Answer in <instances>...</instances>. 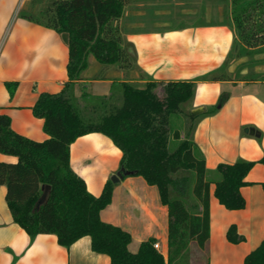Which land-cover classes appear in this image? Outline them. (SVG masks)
Listing matches in <instances>:
<instances>
[{
    "label": "trees",
    "instance_id": "trees-1",
    "mask_svg": "<svg viewBox=\"0 0 264 264\" xmlns=\"http://www.w3.org/2000/svg\"><path fill=\"white\" fill-rule=\"evenodd\" d=\"M226 1L230 8L223 21L206 24L235 30L234 45L219 71L188 81H149L143 86L125 82L119 96L83 93L81 98L93 104V117L84 114L75 95L76 84L82 79L90 54L104 65L132 67L133 46H123L116 24L129 0H52L39 17L22 12L31 22L69 35L68 81L58 93H41L32 107L33 115L44 120L43 130L49 138L38 142L24 137L11 128L8 116L0 115V152L17 158L16 163L0 162V185L6 186V202L14 222L31 238L53 234L60 246L69 249L81 238L90 237L91 250L107 255L111 264H185L195 246L206 253L205 264H209L211 182L192 135L196 120L217 112L227 96L222 95L200 116L188 114L193 123L190 139H182L179 130L172 131L171 118L182 114L183 106L192 102L198 81L226 80L220 72L230 61L264 50V0ZM243 80H264V75L256 79L248 74ZM16 85L7 83L11 94ZM158 86H163V99L155 93ZM117 98L120 105L113 103ZM92 133L108 137L122 152L119 171L124 166L130 172L128 176H140L157 187L169 215L167 258L155 249V238L131 252L130 233L101 219V212L112 202L115 184L109 179L101 195L94 196L70 165L71 145ZM173 141L180 143L171 150ZM259 163L264 165V156ZM255 164L239 160L216 168L214 195L226 209L245 208L240 188L248 185L245 178ZM182 173L187 175H179ZM226 235L231 243L244 241L235 226ZM244 264H264V240L246 256Z\"/></svg>",
    "mask_w": 264,
    "mask_h": 264
},
{
    "label": "crops",
    "instance_id": "crops-1",
    "mask_svg": "<svg viewBox=\"0 0 264 264\" xmlns=\"http://www.w3.org/2000/svg\"><path fill=\"white\" fill-rule=\"evenodd\" d=\"M131 1L122 17L130 12L138 28L123 33L125 46H133V67L104 65L90 54L82 79L76 84L77 98L83 93L92 97L119 96L125 82L143 86L149 81L195 80L223 66L234 45V28L202 23L163 29L158 28L156 21L154 28L147 29L143 22L146 7L152 3L135 0L134 11H129ZM26 2L0 0V115L10 118L16 133L42 142L49 137L43 130L44 120L33 115L32 107L41 93H58L68 81L69 48L62 34L22 16ZM258 54L230 61L220 72L226 80L198 81L192 102L184 105L189 119V113L200 116L215 106L222 95L227 96L217 112L196 120L192 135L211 182L209 264H244L246 256L264 240V165L259 163L264 156V80H243L251 73L250 68L261 62ZM262 75L253 76L260 79ZM7 83L17 84L12 94ZM160 88L163 92V86ZM251 128L253 135L245 132ZM122 156L112 141L100 133L82 136L70 147L71 168L94 196H100L106 182L119 171ZM239 160L256 164L245 178L248 185L240 188L245 208L228 210L214 195L216 168ZM0 162L16 163L17 158L0 152ZM6 192V186L0 185V264H111L107 255L91 250L90 237L81 238L69 249L60 246L53 234L31 238L14 222ZM101 219L130 233L131 252H137L142 242L155 238L159 251L167 258L168 208L162 205L157 187L148 185L144 178L126 176L115 183L112 202L101 212ZM231 226L236 227L244 241H228L226 234Z\"/></svg>",
    "mask_w": 264,
    "mask_h": 264
},
{
    "label": "rangeland",
    "instance_id": "rangeland-1",
    "mask_svg": "<svg viewBox=\"0 0 264 264\" xmlns=\"http://www.w3.org/2000/svg\"><path fill=\"white\" fill-rule=\"evenodd\" d=\"M135 0H132L129 5V11H134ZM152 5H146V16L144 19V25L147 29L154 28L156 24L158 28L170 29L183 25L189 24H202V23H221L229 7V2L226 0H150ZM52 0H27L25 7L22 12L30 13L34 17H39L40 12L48 9L51 6ZM148 4V3H147ZM145 10V9H144ZM125 16V17H124ZM121 20L117 21L120 34L124 41L123 33L126 30H136L134 26V19L130 16V12H127ZM161 25V26H159ZM140 29V28H139ZM134 32V31H133ZM123 46L125 43L123 42ZM261 61L254 67L250 68V74H261L264 73V50L261 54H258ZM131 62L133 63V57L130 56ZM258 57V56H257ZM131 63V64H132ZM133 67V64H132ZM255 69H258L259 72L255 73ZM254 72V73H253ZM130 72H127V77L130 78ZM140 77L142 76L139 74ZM158 95L161 99L164 98L162 88L158 86L157 88ZM118 97V96H117ZM80 104L83 105V112L86 116L93 117L95 113L93 111V104L89 101L79 98ZM116 105L121 104V99L113 101ZM183 115L176 114L171 118V128L172 131L179 130L181 132L182 139L185 137L190 139L189 127L193 123L186 117L188 108L183 106ZM192 123V124H191ZM180 141H173L170 144V149L174 150ZM106 154V153H105ZM110 159H113L111 157ZM179 175H187V173H182ZM192 176V174H188ZM112 175L110 180L112 181ZM125 177V176H124ZM115 184V183H114ZM206 262V253L201 252L197 247L193 246L190 252L187 254V259L185 264H205Z\"/></svg>",
    "mask_w": 264,
    "mask_h": 264
},
{
    "label": "water",
    "instance_id": "water-1",
    "mask_svg": "<svg viewBox=\"0 0 264 264\" xmlns=\"http://www.w3.org/2000/svg\"><path fill=\"white\" fill-rule=\"evenodd\" d=\"M62 40L64 43L68 44L69 43V35L67 33L62 34ZM246 133H250L251 135L255 134L254 129H246ZM130 172L126 170L124 166L121 167V170L118 171L113 177H112V182L117 183L120 179L124 178V176H128Z\"/></svg>",
    "mask_w": 264,
    "mask_h": 264
},
{
    "label": "built area",
    "instance_id": "built-area-1",
    "mask_svg": "<svg viewBox=\"0 0 264 264\" xmlns=\"http://www.w3.org/2000/svg\"><path fill=\"white\" fill-rule=\"evenodd\" d=\"M154 247H155V249H157L158 251L160 250V246H159V244L155 243V244H154Z\"/></svg>",
    "mask_w": 264,
    "mask_h": 264
}]
</instances>
